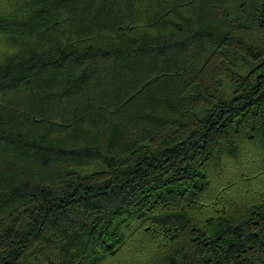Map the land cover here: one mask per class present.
Segmentation results:
<instances>
[{
	"label": "trees",
	"instance_id": "16d2710c",
	"mask_svg": "<svg viewBox=\"0 0 264 264\" xmlns=\"http://www.w3.org/2000/svg\"><path fill=\"white\" fill-rule=\"evenodd\" d=\"M0 264H264V0H0Z\"/></svg>",
	"mask_w": 264,
	"mask_h": 264
}]
</instances>
